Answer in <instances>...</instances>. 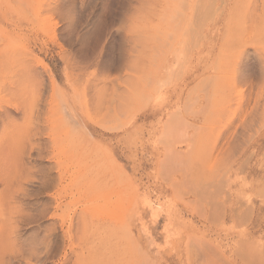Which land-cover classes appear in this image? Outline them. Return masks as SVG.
Returning <instances> with one entry per match:
<instances>
[{
    "label": "rangeland",
    "instance_id": "obj_1",
    "mask_svg": "<svg viewBox=\"0 0 264 264\" xmlns=\"http://www.w3.org/2000/svg\"><path fill=\"white\" fill-rule=\"evenodd\" d=\"M10 82L70 186L26 163L0 264H264V0H0Z\"/></svg>",
    "mask_w": 264,
    "mask_h": 264
},
{
    "label": "bare ground",
    "instance_id": "obj_2",
    "mask_svg": "<svg viewBox=\"0 0 264 264\" xmlns=\"http://www.w3.org/2000/svg\"><path fill=\"white\" fill-rule=\"evenodd\" d=\"M3 92H5L6 96L0 100V141L4 142V144L0 145V186L2 187L0 192V218H3V222H16L18 221V215L21 217L19 212L22 206V202H19L18 199L21 197L24 199L28 195L23 183V177L27 173L26 163L33 160V158L35 160L49 158L46 161L48 164L47 170H44L46 174L42 173L44 175L40 176L38 184L45 187L57 184H64L66 185L65 187L69 184L70 186L68 169L63 170L64 173H59L56 176L51 172L53 168H58L64 161L68 147L62 150L63 157H56L54 146H52V151L47 146L48 142L53 139L51 137L52 132H39L36 126L37 116L35 112L38 107L37 101L34 100L26 104L17 103L18 97L22 96L23 92L17 89L16 83L13 82L8 84L0 83V94ZM220 92L223 93V90ZM8 110H11L12 113H9ZM20 119H25L26 123L23 126L8 130L9 127ZM41 139H46L47 141L41 144L39 142ZM52 144L54 143L52 142ZM80 169L82 170L83 168ZM68 188H66L62 197H59L60 199L68 198L70 192ZM82 188L85 187L82 186ZM3 202L15 209V217L4 218V215L1 213ZM60 203L58 207H61L62 203Z\"/></svg>",
    "mask_w": 264,
    "mask_h": 264
}]
</instances>
